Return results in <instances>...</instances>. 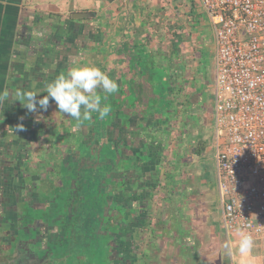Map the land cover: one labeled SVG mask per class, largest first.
<instances>
[{
    "label": "crops",
    "instance_id": "1",
    "mask_svg": "<svg viewBox=\"0 0 264 264\" xmlns=\"http://www.w3.org/2000/svg\"><path fill=\"white\" fill-rule=\"evenodd\" d=\"M203 15L205 20H200ZM214 38L203 5L194 10L191 0H0V95L8 93L0 99V202L19 205L18 201H24L23 193L9 177H16L32 162L38 165L32 174L33 185L46 187L47 194L29 198V211L50 209L61 192L69 193L72 183L69 194L73 199L66 200L64 209L69 217L76 216L81 226L84 216L80 215L79 197L84 195L82 172L89 166L88 161L80 163L81 172L60 183L50 169L49 159L60 153L57 158L62 167L68 157H77L78 151L88 145L97 155L100 147L109 145L111 153L115 154V148L138 165L129 183L137 194L134 205L142 206L144 223L138 233L131 230L129 234L137 247L132 259L139 253L150 256V243L166 247V240L152 232L148 214L151 205L162 209L163 179L174 170L167 163L175 155L170 141L173 122L159 110L150 111L148 98H158L165 72L166 80H170L169 91H180L184 82L192 81L189 75L179 74L185 65L182 61L193 60L191 49L200 47L201 51L203 46L209 47L215 60ZM79 65H95L120 85L118 94L106 99L97 92L111 109L99 123L97 114L77 122L58 112L52 100L46 111L38 105L36 112H29L17 101L18 93L31 90L39 91L38 99L42 98L47 95L46 84ZM161 86L166 90L163 83ZM190 88L187 86L185 94ZM21 124L24 129L17 130ZM100 163L98 167L104 161ZM39 218L36 228L43 243L57 240L59 234L65 237L67 229L49 213L41 212ZM226 237L237 249L240 236ZM214 258L218 261L220 256H215L212 249L210 264H214ZM238 258L239 264H245L247 258L248 264H264V240L255 242L250 253ZM222 259L219 264H230V260Z\"/></svg>",
    "mask_w": 264,
    "mask_h": 264
},
{
    "label": "rangeland",
    "instance_id": "2",
    "mask_svg": "<svg viewBox=\"0 0 264 264\" xmlns=\"http://www.w3.org/2000/svg\"><path fill=\"white\" fill-rule=\"evenodd\" d=\"M191 1L194 10L202 8L201 0ZM201 19L205 20V16L200 17ZM218 26H221V22ZM191 53L194 59L182 61L185 65L178 72L180 75L181 72L189 75L192 81L189 82L183 78V81L188 82L182 84L180 91H169L171 90L170 80H166L167 72H165V76L162 75L164 81L160 82V92L156 94L155 91L154 93L158 95V98H148L150 111L159 110L161 115L171 117V122H173L174 136H170L172 138L170 141L171 145H174L175 155L172 159L168 156L166 159H169L167 163L170 162L174 170L170 175L167 173L163 179L166 185L164 184L165 199L161 200L162 209H156L155 204L151 205L148 214L152 232L155 236L166 240V247H163V243L159 247L150 243L147 248L150 256L147 253L145 256L139 253L136 264H210L209 253L212 249L215 256L217 254L220 256L218 261L214 258V264H219L223 261L222 258L224 261L227 259V262L230 260V264H239L238 256H242L236 248L232 247L231 255L227 254L223 248L225 241L229 239L222 225L221 196L216 174L217 134L212 122L213 107H211L214 98L215 60L208 46H203L201 51L200 47H194ZM187 63L189 66H186ZM162 71L164 70H161V73ZM171 77L174 78V75ZM162 83L166 90L162 89ZM189 85L192 92L188 91L185 94ZM195 92L198 93L197 96ZM105 101L104 103H107ZM170 112L173 115L170 116ZM99 121L100 118L97 123ZM152 132L156 131L152 130ZM200 143L205 146V150H201V154L198 155L193 150ZM103 147V155L108 153L116 158L117 155L111 153L109 145ZM101 158L103 162L104 157ZM101 181L97 180V191L90 195L86 194V200L81 202V207L79 205L80 214L84 216L81 226L70 228L69 232L73 234L70 240L79 238L76 244L78 246L75 245L78 249L76 250L75 246L60 249L59 243L49 246L50 250L60 251L64 255V264H93L96 257L97 264H114L113 260H117L118 253L116 255L113 244L114 239L121 235L122 224L130 226L129 224L132 223L136 225L139 221L143 222L141 205L125 206L126 203H123L113 204L110 207L109 203L113 195L108 196L106 189H102ZM72 186L71 183L70 189ZM70 189H67L69 193ZM65 213L66 216L67 213ZM71 223L76 225L75 219ZM132 232L134 234V231ZM111 236L114 238L111 239ZM56 252L51 257L61 256ZM128 259L123 256L120 262L126 263ZM42 262L43 264H61L57 259ZM244 263L248 264L249 259H245Z\"/></svg>",
    "mask_w": 264,
    "mask_h": 264
},
{
    "label": "built area",
    "instance_id": "3",
    "mask_svg": "<svg viewBox=\"0 0 264 264\" xmlns=\"http://www.w3.org/2000/svg\"><path fill=\"white\" fill-rule=\"evenodd\" d=\"M215 35L213 125L226 236L264 240V0H201ZM221 22V26L218 24Z\"/></svg>",
    "mask_w": 264,
    "mask_h": 264
},
{
    "label": "water",
    "instance_id": "4",
    "mask_svg": "<svg viewBox=\"0 0 264 264\" xmlns=\"http://www.w3.org/2000/svg\"><path fill=\"white\" fill-rule=\"evenodd\" d=\"M77 17H84L85 14H77ZM104 147H100L98 151V155L93 153L92 148H89V145L86 148L80 149L78 151V155L75 158H67L68 163L64 164L62 167L58 163L57 153L50 160V169L56 175L57 180L60 183H63L68 177L74 175L76 173L81 172L79 169L80 163L83 161H88V167L84 168L83 174V183L85 185V189L83 190V196L79 198L80 202L86 200V194L90 195L92 192L97 191V180L101 181L102 189H106V193L108 196L111 194L113 195V201H110V207L113 204H123L128 203L130 206L131 204L134 205L135 203V191L132 190L129 178L131 177L132 172L135 171V168L138 167L136 162L132 159V157H122V153L118 152L114 148V152L117 155L116 158L111 157L108 153L102 154V150ZM60 152V151H59ZM95 156V157H94ZM97 157L98 161L100 162V158L104 157V163L97 166ZM92 158V160H91ZM96 160V162L94 161ZM94 161V164L92 163ZM130 162V163H129ZM36 164L29 162L27 166L20 169L19 172L16 173V177L9 178L13 183H16L18 189L24 195V201H18L19 205L12 204L7 200H3L0 202V235L3 236L7 235L11 238L14 237V241L20 244H25L28 247V250L25 251L26 256L29 258V253H35L37 256L41 254V252H45L50 250L49 246L53 243H58V240L50 241L47 245H43L41 239H39V230L36 228L37 223H39V216L41 212L46 211L49 213L54 219L60 221L61 225H65L67 228L74 226L72 225V219L64 217V203L66 200L70 199L71 195L69 193H60L59 197L55 198L53 201V206L49 208H39L36 212L29 211L31 206L29 205V198L37 196L38 198L40 195H46V187L42 188L40 186L33 185V171L37 169ZM100 169V170H99ZM11 184V182H10ZM125 187L126 190H125ZM59 188V187H58ZM101 188V187H100ZM101 189V190H102ZM102 193V192H100ZM40 194V195H39ZM28 199V200H27ZM129 199V201H127ZM134 199V201H133ZM133 202V203H132ZM136 205V204H135ZM126 208V207H125ZM137 209V208H136ZM82 215V214H80ZM49 223L50 219L46 220ZM70 223V224H69ZM127 224H122L121 226V235L114 239V244H117V240L124 237L122 232ZM15 227V228H14ZM58 228V226H56ZM14 228V229H13ZM27 228V230H26ZM65 228V227H64ZM68 229V233L66 234L65 239H72L73 234H71ZM33 233L35 234V238L32 237ZM61 238V239H62ZM114 237L111 236V239ZM74 243L77 244L79 242V238L72 240ZM78 246V245H76ZM77 248V247H76ZM53 252V250H50ZM29 252V253H28ZM56 252V251H55ZM93 254V253H92ZM96 256V255H95ZM37 263L39 264L40 260L36 258ZM114 264H116V260ZM112 261V262H113ZM110 263V261H109ZM92 264V263H88ZM93 264H97V257Z\"/></svg>",
    "mask_w": 264,
    "mask_h": 264
},
{
    "label": "clouds",
    "instance_id": "5",
    "mask_svg": "<svg viewBox=\"0 0 264 264\" xmlns=\"http://www.w3.org/2000/svg\"><path fill=\"white\" fill-rule=\"evenodd\" d=\"M120 85L116 80L102 69L95 65H79L70 68L67 73H60L55 80L46 84L47 95L38 99L39 91L31 90L18 93L22 106L29 112H36L37 106L47 110L50 100L54 101L58 112L67 117L75 119L77 122L87 121L97 114L100 119H104L110 114V107L102 103V97L97 92L104 94V99L113 94H118ZM5 91L0 95V99L7 97ZM24 126L18 125L17 130H23ZM255 241L251 234L241 231L237 245V251L241 255L251 252ZM223 248L227 254L231 255L232 241H225Z\"/></svg>",
    "mask_w": 264,
    "mask_h": 264
},
{
    "label": "flooded vegetation",
    "instance_id": "6",
    "mask_svg": "<svg viewBox=\"0 0 264 264\" xmlns=\"http://www.w3.org/2000/svg\"><path fill=\"white\" fill-rule=\"evenodd\" d=\"M100 162L97 161V166H98V164H101ZM70 199H73V197H70ZM127 205L128 204H126L125 206H127ZM64 217H67L69 219L71 218L72 220L75 219V224L76 225H74L73 223H72V225L80 226V223H79V221H77L76 216H71L70 215V217H69V215L68 216L62 215V218H64ZM141 219H143V221H144V217L143 216L141 217ZM0 222H1V220H0ZM58 222H60V221H58ZM141 223L142 222L139 221V223H137L136 225H134L132 223V224H129L130 226L125 227L124 231L122 232L124 237L122 238V240L118 239L117 240V244H115L113 246L114 250H116V255L118 253L117 258H116L117 259L116 260V264H136L138 262V259L136 257H134L132 259V256L134 255L133 251H135V248L137 249V247L135 245L136 243L132 242L133 237L130 236L129 234H130L131 230L132 231H137V233H138L140 231V229H141ZM58 228L60 229V226H58ZM65 228H67V227L65 226ZM68 229H67L66 234L68 233ZM26 230H27V228H26ZM32 237L33 238L36 237L34 233H33ZM62 237H63V235H60V234L57 236V240L59 241L58 243L60 244V249L68 248V247L69 248H71V247L73 248L76 245V243H74L70 239H65V238H62ZM44 244L47 245L48 243H43V245ZM75 249L77 250L78 248H76V246H75ZM75 249L73 251H75ZM27 250H28V247L25 244H20L19 245L17 242L14 241V237L13 236H12V240H11V238L9 236H7V235H5V236H3L2 234L0 235V264H15V263L16 264H19V263L20 264H22V263L23 264H25V263L26 264H38L37 261H36V258L40 260L39 264H43L42 261H47V260H51V261L54 260L55 261V259H57L61 264H64V260H63L64 259V257H63L64 255H62L60 251L56 252V254H59V253L61 254V256L59 258L51 257L52 254L55 253V251L51 252L50 250H47L45 252H41V254L39 256H37L35 253H31V252L29 253L28 252L29 253V258H28L26 256V253H25V251H27ZM64 251H65V249H64ZM69 251L72 252V250H68V252ZM63 254H64V252H63ZM123 256L125 258L128 257L129 261H127L126 263L125 262L124 263L120 262V259L122 260ZM68 257H69V253H68ZM20 258L24 259V261H22ZM16 260H19V261L16 262ZM20 261H22V262H20Z\"/></svg>",
    "mask_w": 264,
    "mask_h": 264
},
{
    "label": "trees",
    "instance_id": "7",
    "mask_svg": "<svg viewBox=\"0 0 264 264\" xmlns=\"http://www.w3.org/2000/svg\"><path fill=\"white\" fill-rule=\"evenodd\" d=\"M204 148H205V146L202 143H200L199 146L193 150V152L195 154L200 155L201 154V150H204Z\"/></svg>",
    "mask_w": 264,
    "mask_h": 264
}]
</instances>
